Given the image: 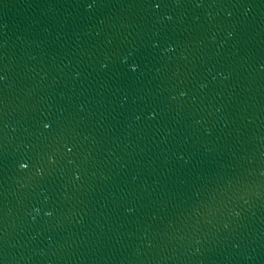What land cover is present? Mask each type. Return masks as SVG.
Returning <instances> with one entry per match:
<instances>
[{"label": "water", "instance_id": "1", "mask_svg": "<svg viewBox=\"0 0 264 264\" xmlns=\"http://www.w3.org/2000/svg\"><path fill=\"white\" fill-rule=\"evenodd\" d=\"M0 77L2 264H264V0H0Z\"/></svg>", "mask_w": 264, "mask_h": 264}, {"label": "snow or ice", "instance_id": "2", "mask_svg": "<svg viewBox=\"0 0 264 264\" xmlns=\"http://www.w3.org/2000/svg\"><path fill=\"white\" fill-rule=\"evenodd\" d=\"M147 4L149 7H154L159 9L162 6L163 0H146ZM86 6L88 8H92L94 6V4L96 3V0H85ZM105 67H107V65H104ZM130 70L135 71L137 68L136 64H131L129 65ZM0 79H2V77H0ZM52 123L51 122H43L42 127L44 130H50L52 128ZM68 151H71V148L68 149ZM19 167L21 169H27L29 167L28 163H21L19 165ZM47 215H52L51 212H48ZM0 264H2V262H0Z\"/></svg>", "mask_w": 264, "mask_h": 264}, {"label": "clouds", "instance_id": "3", "mask_svg": "<svg viewBox=\"0 0 264 264\" xmlns=\"http://www.w3.org/2000/svg\"><path fill=\"white\" fill-rule=\"evenodd\" d=\"M183 95V93H181ZM47 214V213H46Z\"/></svg>", "mask_w": 264, "mask_h": 264}]
</instances>
